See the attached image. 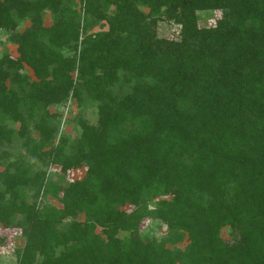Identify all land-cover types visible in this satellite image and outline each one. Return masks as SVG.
Wrapping results in <instances>:
<instances>
[{
  "label": "trees",
  "instance_id": "obj_1",
  "mask_svg": "<svg viewBox=\"0 0 264 264\" xmlns=\"http://www.w3.org/2000/svg\"><path fill=\"white\" fill-rule=\"evenodd\" d=\"M0 35L16 53L0 54V147L24 151L0 150L15 264H264V0H0ZM68 98L96 115L72 138ZM145 219L165 233L142 238Z\"/></svg>",
  "mask_w": 264,
  "mask_h": 264
},
{
  "label": "rangeland",
  "instance_id": "obj_2",
  "mask_svg": "<svg viewBox=\"0 0 264 264\" xmlns=\"http://www.w3.org/2000/svg\"><path fill=\"white\" fill-rule=\"evenodd\" d=\"M145 12L146 10L143 9ZM81 12V11H80ZM82 16V14H80ZM220 17V12L218 10H212V11H205V12H198V21L197 24L199 26H211L215 23V20ZM51 22V17L48 12H44L42 16V23L43 25H48ZM29 25L28 20L23 21L22 26L19 28L20 31H22L26 26ZM103 30L106 29V26L102 28ZM98 30V27L95 26L92 29L89 30V32H93ZM155 31L157 37H162L165 39H174L177 36L178 28L174 24H166L164 22H158L155 26ZM3 52H7L11 57H15V45L7 42L3 39V36L0 35V54ZM63 54H70L69 51L63 50ZM26 72L27 68L25 67ZM75 73V72H74ZM49 110L52 112L54 109L49 108ZM56 113L59 115L57 120V136L59 133L67 134L70 138L75 137L78 134L79 128L75 122L74 119L84 117L89 122L93 123L95 121L96 115H95V107L93 103H89L86 106H79L76 105L73 99H67L63 104L60 103L58 106V109L56 110ZM11 125L10 123L6 124ZM14 128L17 127V125L12 124ZM0 150H5L7 152L6 159L11 160L15 159L16 157H20L23 154V149L20 147V140L16 137H13L10 145L7 146H1ZM2 160L0 159V169H2L1 165ZM35 162V161H34ZM40 166V163L37 161L34 164V168H37ZM53 170H56L59 174V171L56 169V167L48 166L46 168V172H53ZM83 173V169H77V170H71L68 171L65 175V179L72 180L77 177H80ZM29 195V194H27ZM45 202L49 204H54L56 206H59L60 204L50 196H46L43 199ZM131 209V206L125 205L123 207V210L129 211ZM79 219L81 217L79 216ZM99 230L96 229V232ZM140 233L142 235V238H148L151 235L155 236H161L165 233V228L162 226V224L156 220L153 219H145L140 224ZM127 235L126 232H119L118 236H125ZM220 236L223 239L228 240L229 234L225 228H222L220 230ZM23 238L20 235V231L18 228L15 227H3L0 225V264H15L16 263V257L14 254V250L18 249L22 246ZM182 244H179L181 246Z\"/></svg>",
  "mask_w": 264,
  "mask_h": 264
}]
</instances>
